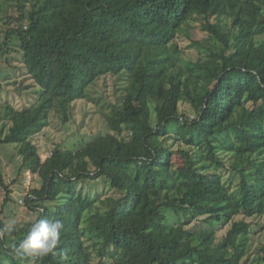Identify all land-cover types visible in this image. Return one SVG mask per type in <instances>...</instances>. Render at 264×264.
Instances as JSON below:
<instances>
[{
  "label": "trees",
  "instance_id": "trees-1",
  "mask_svg": "<svg viewBox=\"0 0 264 264\" xmlns=\"http://www.w3.org/2000/svg\"><path fill=\"white\" fill-rule=\"evenodd\" d=\"M7 6L0 50L18 47L37 101L4 107L0 144L16 145L42 179L25 201L34 223L63 228L38 258L16 252L31 225L0 231V264H95L94 254L96 264H264V242L254 245L264 234V0H0ZM105 78L125 82L99 110L111 134L57 145L42 162L32 137L51 115L69 122ZM93 182L112 194L91 198Z\"/></svg>",
  "mask_w": 264,
  "mask_h": 264
},
{
  "label": "rangeland",
  "instance_id": "rangeland-1",
  "mask_svg": "<svg viewBox=\"0 0 264 264\" xmlns=\"http://www.w3.org/2000/svg\"><path fill=\"white\" fill-rule=\"evenodd\" d=\"M7 1L12 3V0ZM8 15H10L9 6L0 10V40L4 39L2 20L6 19ZM193 31V38L204 37V34L196 27ZM177 41L184 50V58L196 60L197 49L190 48L187 39L180 38ZM256 42L263 43L264 35L257 36ZM20 67H22V56L18 47L11 45L7 51L0 50V130L4 123L10 125V122H6L5 106L20 111L37 101L34 92L31 91L30 80L23 76ZM124 84L123 81L115 83V78L99 80L89 88L83 101H78L72 105L71 118L66 124H63L57 116L51 115L48 126L43 127L39 133L32 137V143L38 147L41 161L43 162L49 157L57 145L78 144L83 140L90 141L98 135L111 134L108 124L99 110L108 111L107 107L102 109L103 105L114 103L120 94V92H116V85L123 87ZM182 110H186V106H182ZM189 116L192 118L191 114ZM0 159L4 183V186L0 184V211L2 210L0 222L5 224V228L9 220L12 219L16 220V226L20 228L32 225L37 218V213L25 201L33 190L41 189L42 179L38 174H33L32 171L22 167V156L18 154L16 145L0 144ZM221 174L227 181H231V188L236 189V179L226 171L221 172ZM84 193L93 199L96 198V195L105 198L112 194L102 182L85 184ZM6 194L8 200L4 202ZM200 226L201 224L196 222L191 224L193 229H198ZM254 226L253 232H256L259 228ZM263 242L264 234L258 233L254 245L257 246ZM94 257L96 264L99 258L97 254H94ZM27 264H34V262L29 261Z\"/></svg>",
  "mask_w": 264,
  "mask_h": 264
},
{
  "label": "clouds",
  "instance_id": "clouds-1",
  "mask_svg": "<svg viewBox=\"0 0 264 264\" xmlns=\"http://www.w3.org/2000/svg\"><path fill=\"white\" fill-rule=\"evenodd\" d=\"M16 220H9L6 228L0 231L12 232L15 230ZM63 223L59 220L39 219L33 223L16 248L21 257L38 258L54 253L61 237Z\"/></svg>",
  "mask_w": 264,
  "mask_h": 264
}]
</instances>
